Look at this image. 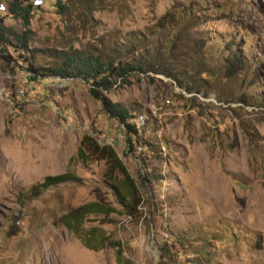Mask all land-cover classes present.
I'll return each instance as SVG.
<instances>
[{
    "label": "rangeland",
    "instance_id": "obj_1",
    "mask_svg": "<svg viewBox=\"0 0 264 264\" xmlns=\"http://www.w3.org/2000/svg\"><path fill=\"white\" fill-rule=\"evenodd\" d=\"M28 1L27 49L9 50L17 65L0 61V264H115L112 249L84 248L58 221L90 202L117 210L103 232L116 230L130 264H158L162 251L190 264L197 250V264H264V0H64L62 13L51 0ZM3 23L22 31L19 20ZM71 51L157 63V73H131L105 93L136 129L129 146L88 84L31 81L17 58L34 54L48 69ZM232 55L244 66L229 75ZM83 136L110 148L134 181L135 218L121 214ZM66 170L81 181L20 203Z\"/></svg>",
    "mask_w": 264,
    "mask_h": 264
},
{
    "label": "trees",
    "instance_id": "obj_2",
    "mask_svg": "<svg viewBox=\"0 0 264 264\" xmlns=\"http://www.w3.org/2000/svg\"><path fill=\"white\" fill-rule=\"evenodd\" d=\"M51 1L54 2L56 9L60 13L66 11L67 7L63 2L64 0ZM3 9L6 18L19 20L22 31L17 34L9 27H6L3 23L4 16L0 15V61L4 65L12 62L16 64V60H13L9 55V50L17 53L16 50L23 51L27 49V41L29 39L27 27L29 25L30 13L34 8L28 0H11L9 2L5 1V8ZM167 18L171 19L169 13L164 14L160 18V23ZM10 39L16 44L13 45ZM17 58L26 65V73L28 79L31 81L54 77L59 79H79L88 84L89 96L99 103L101 110L108 118L114 119L123 125L125 129V143L128 146L130 145L131 140L129 135L136 134L135 127L127 123L130 116L118 104L112 103L105 96V93L116 82L126 83V79L131 73H157V63L155 61H141L140 58H131L128 62L114 61L112 59H103L98 55L81 54L71 51L63 53L58 58L59 62L56 66L46 69L35 64L34 54H30L28 57L17 54ZM226 61L227 65L225 69L229 75L236 74L243 69L244 63L234 55L230 56ZM81 145L88 152L89 160L104 161V183L106 189L111 193L115 203L120 208L121 214L129 219L135 218L140 214V210L138 209L141 198L134 181L123 168L115 153L108 147L99 146L87 136L82 137ZM74 158L82 164L88 161L85 152L81 149L76 152ZM80 181V178L76 177L69 170L57 175H48L43 177L39 183L32 185L26 191L20 193L18 200L23 204L27 200L38 197L51 187L65 183H78ZM116 211L108 205L90 202L68 209L59 216L58 221L65 230L80 241L84 248L91 251L110 248L114 253L115 264H130L128 261L121 259V242L116 230L110 231V236L105 235L103 232V227L111 225L109 216L118 213ZM197 251V255L192 258L190 264H197L199 258L205 256L200 250ZM173 256L180 257L176 251L172 252V254L163 253L162 251V254L159 255L158 264H176Z\"/></svg>",
    "mask_w": 264,
    "mask_h": 264
}]
</instances>
